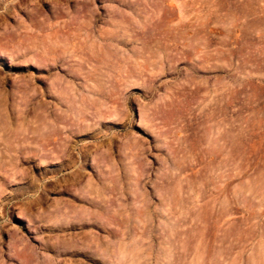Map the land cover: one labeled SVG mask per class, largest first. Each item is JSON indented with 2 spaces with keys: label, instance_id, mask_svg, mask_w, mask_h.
Masks as SVG:
<instances>
[{
  "label": "rangeland",
  "instance_id": "374dc122",
  "mask_svg": "<svg viewBox=\"0 0 264 264\" xmlns=\"http://www.w3.org/2000/svg\"><path fill=\"white\" fill-rule=\"evenodd\" d=\"M0 264H264V0H0Z\"/></svg>",
  "mask_w": 264,
  "mask_h": 264
}]
</instances>
